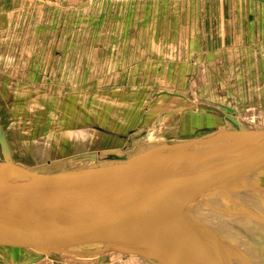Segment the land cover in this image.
<instances>
[{"label": "water", "instance_id": "1", "mask_svg": "<svg viewBox=\"0 0 264 264\" xmlns=\"http://www.w3.org/2000/svg\"><path fill=\"white\" fill-rule=\"evenodd\" d=\"M155 94L188 100L168 91ZM198 105L229 125L131 154H81L91 162L48 172L15 161L0 125V238L33 251L9 264H31L55 254L91 258L110 252L176 264H247L245 247L233 232L264 216V186L251 180L264 163V127L244 129L233 115ZM198 156L229 162L221 170L181 181L160 177Z\"/></svg>", "mask_w": 264, "mask_h": 264}, {"label": "rangeland", "instance_id": "2", "mask_svg": "<svg viewBox=\"0 0 264 264\" xmlns=\"http://www.w3.org/2000/svg\"><path fill=\"white\" fill-rule=\"evenodd\" d=\"M29 1L35 6L39 2L46 8L53 0ZM114 4L120 5V0H114ZM82 8L84 7L78 9ZM124 16L126 15L120 11L115 16V6L112 12L105 11L102 17L99 13L98 21L93 20L95 17H90L88 11L72 12L64 17L68 19L64 28L35 27L26 31L19 27L18 32L22 34H14L15 30L7 29L5 16H0V29L6 33L13 32L12 35H17V40L21 41L19 44L15 41L7 49L8 52H17L14 59H3L0 62L1 70L17 68L18 71L15 77L7 72H0V85L4 87L3 90L0 87L1 125L15 161L41 172L68 169L91 162L81 154H131L148 146V139L153 140V143L174 142L199 136L208 129L229 123L216 112L195 106V102L219 107L235 116L248 130L264 127V90L257 89V94L252 96L251 89L252 83L262 86L264 81H257V77L251 73L243 77L236 69L242 66L250 68L256 60L251 61L248 56L238 62L231 60L222 70L221 62L218 64L207 60L209 64L206 66L204 58L193 59L194 55H190L192 61L169 59L170 53L166 49L159 58L114 59L107 52L116 45L109 42L112 28L109 24L106 27L104 21H122ZM213 16L217 17L216 14ZM226 18L224 22L229 23V17ZM75 20H87L94 25L85 27L81 23L80 28L74 27L71 22ZM96 22L99 29L95 30L93 26ZM62 31L65 35L77 31L83 37L101 36V43L97 45L101 50L98 51L97 59L90 58V44L83 43L81 48L84 56L81 59L51 60L52 73L48 75L44 73L47 59L40 58L38 54L33 57L31 43H24V40L26 34L31 35L29 38L32 40L40 32L35 47V51L40 53L45 47V43L40 41L47 38V43L56 42ZM48 32L49 36L46 37L45 33ZM114 35H117L116 30ZM70 47L73 49L74 45ZM177 47L185 58L186 45L177 44ZM263 60L264 58H260L256 61L261 68H264ZM61 63L65 70L58 74L57 69H61ZM220 69L223 74H217ZM244 79L248 87L244 86ZM9 80L17 81L19 85L9 86ZM6 88L13 92L18 90L19 95H9ZM160 89L182 94L194 104L178 96L155 94ZM249 89L251 95L247 93ZM143 130L146 131L143 136L128 140L130 135ZM241 176L243 175L239 177ZM251 180L264 186V174L255 173ZM247 226L239 224L233 232L234 238L240 240L239 244L245 247L244 251H253L252 255L242 251L245 261L264 256V229L252 230ZM7 240L0 238V250L5 251L7 257H12L15 253L10 252V240ZM23 256L28 255L21 252L15 259H22ZM0 259L5 261L1 254ZM2 261L0 264H3ZM31 264L159 263L143 258L141 254L110 252L91 258L55 254Z\"/></svg>", "mask_w": 264, "mask_h": 264}, {"label": "crops", "instance_id": "3", "mask_svg": "<svg viewBox=\"0 0 264 264\" xmlns=\"http://www.w3.org/2000/svg\"><path fill=\"white\" fill-rule=\"evenodd\" d=\"M12 1L0 0V16H5L7 29L15 30L14 34H22L20 31L18 32L19 27L20 30L25 28L26 31L35 27L36 29L60 26L64 28L68 22V19L64 17L72 12L88 11L90 17L93 16L95 18L92 19L98 21L99 13L102 17L105 11L112 12L115 6V16H118L119 11L126 16L122 21L115 22L112 19L104 21L106 27L109 24L112 28L109 42L116 45L107 52L108 56L111 54L114 59L159 58L164 55L166 49L170 53L169 59L192 61L196 57L204 58V61L207 62L206 66L209 64L207 60H213L218 64L221 62L220 66L223 70L225 64L230 63L231 60L242 61L246 56L251 61L264 58V0H181V2L179 0H120V5H115L114 0H53L46 8L39 2H36L35 6L29 0H14L11 3ZM81 6L84 8L78 9ZM129 11H131L130 14ZM215 14L218 18L213 16ZM226 16L229 17V23L224 22L227 19ZM200 19L203 21L201 22ZM72 23H74V27L79 28L81 23H84L85 27L94 25L88 23L87 20H82V22L75 20ZM93 29H99L98 23L93 26ZM115 30L116 36L114 35ZM39 33L36 37H32V40L29 38L31 35L26 34L24 43H31L34 49L33 57L38 54L40 58L47 59L44 73L48 75L52 73L51 60L66 61L71 59L77 61L81 59L84 56L81 48L83 43L90 44V58L97 59L98 51L101 50L97 47L98 43H101V36L83 37L77 31L65 35L62 31L56 42L49 41L47 43V38L41 40L40 42L45 43V47L40 53H37L35 47L38 43ZM12 34L13 32L6 33L0 29V62L3 59H14L17 54V52L12 53L7 50L15 41L18 44L21 42L17 40V35L13 36ZM45 36L48 37L49 32L45 33ZM70 43L74 45L73 49H71ZM177 44L186 45L185 58ZM68 48L70 49L67 51ZM91 53L94 56H91ZM11 54L12 56H10ZM190 55H194L192 60ZM256 61L252 62L250 68L242 66L236 69L243 77L251 73L252 76L257 77V81H264V68H261ZM62 65L61 63V69L60 67L57 69L58 74L61 70L62 72L65 70ZM262 65L264 66V60ZM221 69L217 71V74H223ZM0 72H7L14 77L18 73L17 68L16 70L3 68L0 69ZM21 73L23 76L25 75L24 72ZM252 81H254L253 78ZM13 84L19 85L17 81H8L9 86H13ZM245 85L247 86V83L244 79ZM261 85L252 83V96L257 94V89L264 90V82ZM0 87L2 86L0 85ZM3 89L4 87H2ZM5 91L9 95H19L18 90L13 92L6 88ZM252 92L249 89L247 93L251 95ZM143 258L145 257L143 256Z\"/></svg>", "mask_w": 264, "mask_h": 264}, {"label": "bare ground", "instance_id": "4", "mask_svg": "<svg viewBox=\"0 0 264 264\" xmlns=\"http://www.w3.org/2000/svg\"><path fill=\"white\" fill-rule=\"evenodd\" d=\"M159 91H168V90L160 89ZM168 92L177 93L175 91H168ZM198 104H199L198 102H195V106H199ZM202 104L211 105V104H206V103H202ZM212 106H214V105H212ZM214 107H217V106H214ZM217 108L220 109L219 107H217ZM220 110H222V109H220ZM222 111L225 112L224 110H222ZM222 118H224V117H222ZM238 122L240 123V125L244 129H247L239 120H238ZM0 125H1V123H0ZM226 125H229V123L226 124ZM1 127H2V125H1ZM161 143H164V142H159V143H156L155 142V143H153V140L149 141V139H148V143L147 144H149V145L148 146L146 145V147H144V148H142L140 150L149 149L151 147L153 148V147H156L157 145H159ZM228 162H229L228 159H220V158H212V157H203V156L190 157V158H188L187 161H185L182 164H180L178 170H176L174 172H171V171H167V172H164V173L163 172H160V174H161L160 177L163 178L164 180L167 179V181H169V182H174V181H178V180L181 181V180L186 179L188 175H190V176L193 177V176H196V175H199V174H203V173H207V172L221 170L224 167V165H227L228 164ZM259 170H264V163L255 172V173L264 174V171H259ZM157 172L158 171L155 170V173H157ZM240 175H243L244 176V173L243 174H240ZM152 180L153 179H149V181H152ZM141 181L142 180L139 179V180H134L133 182H141ZM262 218H264V216H260L259 218L256 217L251 222L252 224H250L249 222L246 223V225H248L247 227L249 229H252V230L264 229V220ZM241 224H245V223H241ZM2 239H4V238H2ZM7 241H9V240H7ZM9 244L11 246L10 252L11 251L14 252L15 253L14 254L15 256L17 254H20L21 252L23 254H25V255L27 254L28 256L29 255L31 256L33 254V251H30V250L26 249V247H24L18 241H15V240L14 241H10ZM183 249H188V247H184ZM4 253H5V251L0 250V254L2 255V257L5 258V261H2V259H0V261H2L3 264H9L11 262V260L12 261H20V260L26 259L28 257V256H23V257H21L22 259H17V258L15 259V256L14 255H12V257H7ZM6 253L8 254V252H6ZM244 253H246L247 255H252L253 254V251L247 250V251H244ZM143 256L146 259H148L149 261H152L154 263H159V264H176V263H172V262H167L166 263L165 261L161 262L158 259H156L154 257H149L147 255H143ZM246 263L247 264H264V256H260V257L248 259V260H246ZM218 264H221V263H218Z\"/></svg>", "mask_w": 264, "mask_h": 264}]
</instances>
